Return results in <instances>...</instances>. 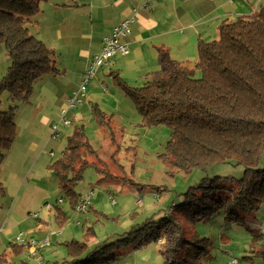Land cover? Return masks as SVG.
I'll list each match as a JSON object with an SVG mask.
<instances>
[{
	"label": "trees",
	"instance_id": "obj_1",
	"mask_svg": "<svg viewBox=\"0 0 264 264\" xmlns=\"http://www.w3.org/2000/svg\"><path fill=\"white\" fill-rule=\"evenodd\" d=\"M44 1L0 0V44L5 43L12 58L0 79V167L18 132L16 107L2 108L3 93L7 91L13 100L26 101L37 81L60 72L53 50L29 27ZM158 50L160 68L146 73L142 85L129 84L119 72L110 74L142 115L144 126L170 127L171 136L160 157L184 172L217 163L242 164L246 168L244 176L205 177L184 192V200L173 204L161 219L151 218L91 252L86 241H67L64 244L69 260L63 264L111 263L117 260V249H138L153 242L160 244L163 264H203L210 252L209 238L185 234L183 221L200 219L208 212L240 220L238 210H258L264 203V4L250 17L220 22L218 39H200L193 66L173 58L164 47ZM196 70L201 72L200 77H196ZM92 116L99 127L115 130L113 115L99 104L92 107ZM89 156L97 160H89ZM100 161L85 125H81L68 136L63 155L48 167L70 203L77 205L81 194L75 191V185L88 166L105 171ZM57 215L62 221L67 219L61 209ZM168 228L173 231L167 232ZM248 230V252L264 258V232ZM92 234L88 229L86 235ZM9 243L14 256H21L31 246ZM6 256L7 250L0 252V264L6 263Z\"/></svg>",
	"mask_w": 264,
	"mask_h": 264
},
{
	"label": "rangeland",
	"instance_id": "obj_2",
	"mask_svg": "<svg viewBox=\"0 0 264 264\" xmlns=\"http://www.w3.org/2000/svg\"><path fill=\"white\" fill-rule=\"evenodd\" d=\"M155 1L147 0L144 4L150 5ZM180 1L182 4L180 13L182 14L186 3L196 2V0ZM208 2L211 3V1ZM262 4H264V0L258 3L257 9ZM192 6L197 8L195 5ZM230 7L226 6V9L230 10ZM197 13H201L199 8H197ZM238 17H250V15H231L227 20L236 21ZM37 18H41V22L48 19L42 10L32 17V21L29 22L30 28ZM214 20L211 18L212 22L208 25L212 34L207 40L219 38V24L223 19L216 20V23ZM125 39L126 37L124 38L126 43ZM48 46L51 48L50 44ZM52 50L58 67L62 70L61 74L47 75L37 81L29 101L13 100L7 91L2 95L4 110L16 107L18 132L13 146L7 150L4 164L2 163L3 165L0 167V179L5 184L4 193L0 192V199L6 198L7 200L0 207L2 213L4 210L0 227L13 208L18 216L17 233H23L22 237L26 244L31 245L33 241L38 244V248H34L35 251H38L37 255L27 250L21 256H14V253L9 251V240L4 233H1L0 251L8 250L6 256L8 259L5 264H63L69 260L64 244L67 241L74 239L86 241L87 250L91 252L97 246L122 237L125 232L151 218L161 219L166 213H169L173 204L181 203L184 200V192L205 177L223 176L240 179L244 176L246 168L242 164L237 165L233 162L217 163L207 169L199 167L190 172H184L163 160L160 155L165 151L166 144L170 139V127L167 125L144 126L142 115L110 74V70L119 72L120 76L129 84L142 85L146 77L144 60L140 58L139 61L133 63L132 59V65L122 72L119 67L110 66L113 59L122 56L121 54H117L108 64L101 67L99 73L96 72L95 77L88 84L85 97L68 111L66 118L70 119L71 123L63 127L60 136L57 138L52 136L51 128L48 126L51 125V122H44L48 126L46 129L45 126H40L45 131L40 134V136H44L43 145H45L41 149H46V151L42 155L38 154L40 151H33L34 146L26 137L30 132L28 124L33 118L28 113L30 104L36 106L35 109L38 108V110L42 109L48 112L52 110V106L46 105L41 98L35 100L40 89L39 86L47 84L46 88L50 90L49 92H53L56 89L60 90L61 84H74L77 75L75 71H72V65L77 63L76 58L80 57L86 60L85 56H81L77 50L70 46L64 56V61L61 62L65 68L69 67L70 71L67 72L66 69L64 72L63 68L59 66L60 55L57 50ZM197 58L198 54L187 61L193 66ZM92 59L87 61L86 68ZM11 63L12 58L7 47L5 43H1L0 79L5 75ZM158 67L160 68L159 62L156 68ZM195 75L200 77L201 72L196 70ZM113 100H115L114 106H112ZM120 102L122 103L121 114L116 108ZM96 103H99L107 112L116 114V117L113 115L114 127H116L113 132L99 127L93 119L92 107ZM83 104L85 107L82 108ZM56 111L57 109L48 116L55 118ZM121 115L123 116L121 117ZM61 119L62 114L56 122H60ZM81 125H85L90 142L101 160L100 168L105 169V171L102 169L100 171L94 165L88 166L83 172V179L75 185V191L81 194V198L88 197L91 192H94L90 197V202L82 211L77 208V205L82 202L81 199L79 204H71L60 188L55 173L49 167L46 170V167L51 163V149L55 152L52 161L60 158L66 148L68 136ZM36 141L39 148V139ZM27 151L31 155L29 159L25 154ZM17 152H21V154L17 155ZM20 159L22 162L25 160L26 164H21ZM89 160H97V157L89 156ZM261 166H264V156ZM11 170L19 173L17 179L13 177ZM24 176L28 179L22 186L20 182L25 180H23ZM140 200H142V204L139 203ZM59 209L66 213L65 221L58 218ZM237 213L240 220L235 217L229 219L225 213L210 214L208 212L200 219L183 221L185 234H197L209 238L210 252L202 260L203 264H223L231 261L232 258H237L238 264H264L262 256L248 252L250 239L248 229L264 232V203L258 210L240 209ZM34 214L37 215L34 216ZM11 217L8 218V223H13ZM88 229L93 230V234L90 236L86 235ZM172 231L173 228L167 229L169 233ZM44 239H49V242ZM44 241L48 244L39 246V243ZM116 252L117 260L113 262L116 264H163V256L158 242L138 249L130 247L121 249L119 252L117 249ZM245 255L253 257L244 258Z\"/></svg>",
	"mask_w": 264,
	"mask_h": 264
},
{
	"label": "crops",
	"instance_id": "obj_3",
	"mask_svg": "<svg viewBox=\"0 0 264 264\" xmlns=\"http://www.w3.org/2000/svg\"><path fill=\"white\" fill-rule=\"evenodd\" d=\"M146 1L147 0H47L40 3L41 11H44V15H46L48 19H44L43 22H41L42 19L37 18L31 25V32L47 46L50 44L51 48L48 46L50 49L57 50V53L60 55L59 66L63 68L64 72L66 69L67 72L70 71L69 67L65 68L61 64L70 46L77 50L81 56H85L86 60L80 57L76 58L77 63L72 65V71H75L77 75L74 84H61L60 90L56 89L53 92H49L50 90L46 88L47 84H41L39 86L40 89L37 96H35V100L41 98L46 105L52 106V110L51 112L43 111L42 109L38 110V108L35 109L36 106L30 104L31 106L28 113L29 116H33V118H31V123L28 124L30 132L29 136L26 137H28L29 142L31 141L30 144L34 146L32 149L33 151H40L38 154L41 155L45 153L46 149H41L45 146L43 145L44 136H40V134L45 131L40 126H45V129L50 126L52 131V124L60 119L61 110L67 105L69 97H71L73 92L77 89L78 84L82 81L88 63L87 61L91 60L101 51L104 37L109 35L113 28L125 19L135 16V20L132 22L130 28L131 33L125 39L126 43H129L130 53L118 58L114 56L115 58L110 66L115 65L123 72L129 68V65H132V59L133 63H135L139 61L140 58H143L142 60H144L146 68L144 71L148 73L157 69L156 66H158L159 62L158 49L160 47L167 49L170 55L175 59L181 61L190 60V58L194 57L196 55L195 53H197V44L199 40L203 39L208 41L207 39L211 36L212 30L208 26L209 23L212 22L211 18L215 19L214 22L216 23V20H227L231 15L245 16V14H248L251 16L257 10L258 3L262 0H196L195 3L188 2L186 3L187 5H184L183 14L180 13L182 7L180 0H156L150 5H147V3L144 4ZM208 1H211V3L209 4ZM43 3L44 6H42ZM192 5L199 8L201 13H197V8ZM226 6H231V9L227 10ZM98 71H100V69ZM110 71L114 72L113 70ZM61 73L62 70L60 69L58 74ZM29 99L26 101H29ZM84 105L85 104L82 105V108L85 107ZM114 105L115 100L112 101V106ZM121 105L122 103L120 102L116 107L118 108L119 114H121ZM55 109H57V116L55 118L48 116L53 113ZM109 114L116 117L115 113ZM122 116L123 115H121V117ZM44 122H51V125L47 126ZM63 127L65 126L61 127V134ZM36 139H39V148ZM54 153L55 152L51 149V163L53 162L52 157ZM19 154H21V152H17V155ZM25 154L28 159L31 158L28 151ZM19 162L21 164H26L24 163L25 160L22 162V159H20ZM47 168L48 166L46 170ZM11 174L14 175L13 177L15 179L19 176V173L13 172V170H11ZM27 179L28 178L24 176V181H21L20 185L22 184L23 186ZM4 187L5 184L2 182V189H0L1 194L4 193ZM4 202H7L6 198H1L0 207H2ZM1 211L2 210H0V222L4 216V210L3 213ZM11 215H13L14 218L11 217ZM9 217L13 219V223H8ZM8 218L5 219L3 222L4 224L0 227V236L1 233H4L9 242H19L17 238L23 233H17L18 216L17 212L13 211V208L10 210ZM44 240L49 241V239ZM28 250L32 251L34 255H37L38 251H35L33 247H29Z\"/></svg>",
	"mask_w": 264,
	"mask_h": 264
},
{
	"label": "built area",
	"instance_id": "obj_4",
	"mask_svg": "<svg viewBox=\"0 0 264 264\" xmlns=\"http://www.w3.org/2000/svg\"><path fill=\"white\" fill-rule=\"evenodd\" d=\"M136 11V10H135ZM135 20V16L125 19L120 24L116 25L112 32L104 37V42L102 43V49L101 51L94 56L90 64L85 70V73L83 74L82 81L80 82L78 88L73 92L71 97L68 99L67 105L61 110L62 119L60 122H56L52 125V136L54 138H57L58 135L61 134V127L68 125L71 123L70 119L66 118V115L68 111L75 107L76 103L82 101V98L85 97L87 93V87L90 83L91 79H93L96 75V72L103 67L104 65L108 64L114 56L117 54L121 55H128L130 53V47L128 43H125L124 38L127 37L131 33V23ZM94 194V192H91L88 197H82L81 198V204L77 205V208L79 210L85 209L87 203L90 202V197ZM114 201V198H112ZM140 204H142V200L139 201ZM37 214H34L36 216ZM19 242H24V238L22 237V234L18 236L17 238ZM49 242V241H48ZM48 242H41L39 243V246H45L48 244ZM33 248H38V244L36 242H33L31 244ZM239 260L237 258H232L231 261L223 264H238ZM106 264H116V263H106Z\"/></svg>",
	"mask_w": 264,
	"mask_h": 264
},
{
	"label": "bare ground",
	"instance_id": "obj_5",
	"mask_svg": "<svg viewBox=\"0 0 264 264\" xmlns=\"http://www.w3.org/2000/svg\"><path fill=\"white\" fill-rule=\"evenodd\" d=\"M59 136V135H58Z\"/></svg>",
	"mask_w": 264,
	"mask_h": 264
}]
</instances>
